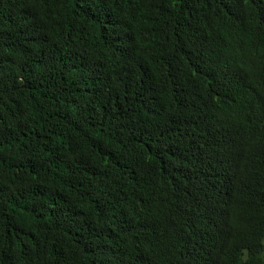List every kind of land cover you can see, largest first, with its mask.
<instances>
[{"label": "trees", "instance_id": "1", "mask_svg": "<svg viewBox=\"0 0 264 264\" xmlns=\"http://www.w3.org/2000/svg\"><path fill=\"white\" fill-rule=\"evenodd\" d=\"M222 59L264 0H0V264H264V162L200 192Z\"/></svg>", "mask_w": 264, "mask_h": 264}, {"label": "clouds", "instance_id": "2", "mask_svg": "<svg viewBox=\"0 0 264 264\" xmlns=\"http://www.w3.org/2000/svg\"><path fill=\"white\" fill-rule=\"evenodd\" d=\"M236 40L244 41L237 35ZM237 67L222 59L214 77L217 85L211 111L207 114L209 140L204 156L205 170L213 181L206 180L204 195L227 184L233 171L253 162H264V109L259 105L260 100H264V76L254 78L252 75L241 79L236 75ZM236 81L249 94L247 99L234 92ZM223 107L226 108L223 114L214 117L212 112ZM155 231L146 234L147 241L153 238ZM189 242L190 239L178 246L167 239L161 254L165 258L172 257L177 249L187 247Z\"/></svg>", "mask_w": 264, "mask_h": 264}, {"label": "bare ground", "instance_id": "3", "mask_svg": "<svg viewBox=\"0 0 264 264\" xmlns=\"http://www.w3.org/2000/svg\"><path fill=\"white\" fill-rule=\"evenodd\" d=\"M252 2H253V0H252ZM250 4V3H249ZM254 5V4H253ZM243 7V6H242ZM262 7V6H261ZM244 8V7H243ZM246 8V7H245ZM246 17V16H245ZM262 21V20H261ZM255 22V21H254ZM208 31V30H207ZM222 32V31H221ZM211 33V32H210ZM229 38V37H228ZM235 39V38H234ZM228 41V40H227ZM215 42V41H214ZM237 42V41H236ZM207 43V42H206ZM217 44H218V42H217ZM232 44V43H231ZM246 44H248V43H246ZM210 45V44H209ZM233 45V44H232ZM220 46V45H219ZM241 46V45H240ZM224 48V47H223ZM252 48V47H251ZM230 49V48H229ZM240 50V49H239ZM226 51V50H225ZM260 51V50H259ZM231 52V51H230ZM242 52V51H241ZM248 52V51H247ZM238 53H239V51H238ZM228 54V53H227ZM247 54V53H246ZM219 55V54H218ZM220 55H221V53H220ZM219 55V56H220ZM237 55V54H236ZM222 56V55H221ZM246 57V56H245ZM250 57V56H249ZM210 59V58H209ZM233 59V58H232ZM244 59V58H243ZM218 60V59H217ZM231 60V59H230ZM241 60H242V58H241ZM207 61V60H206ZM221 61V60H220ZM235 61V60H234ZM238 61V60H237ZM212 62V61H211ZM241 62V61H240ZM217 64V63H216ZM215 64V65H216ZM219 64V63H218ZM237 64V63H236ZM239 64V63H238ZM237 64V65H238ZM252 65V64H251ZM207 66H208V64H207ZM211 66V65H210ZM239 66V65H238ZM216 69V68H215ZM249 75V74H248ZM240 76H241V74H240ZM183 94V93H182ZM205 95V94H204ZM201 102H202V100H201ZM239 164V162L237 163V165ZM205 188H206V186H203V187H200V192H203L204 190H205ZM227 198H228V195H227ZM182 200V199H181ZM252 203V202H251ZM221 207H223L224 205H228V199H223L222 201H221ZM253 207V206H252ZM255 211V210H254ZM256 212V211H255ZM250 214V213H249ZM261 216V215H260ZM244 217V216H243ZM244 220V219H243ZM247 223V222H246ZM264 227V226H263ZM255 228V227H254ZM156 230V227H152V228H149V229H147L146 231H144V233L145 234H147V233H149L150 231L152 232V231H155ZM226 233H227V231H222V236H221V238L220 239H222V237H224L225 235H226ZM131 234V233H130ZM236 235V234H235ZM190 241H192V239H190ZM130 245H131V243H130ZM118 247V246H117ZM109 248V247H108ZM118 250V249H117ZM122 250V249H121ZM256 251V250H255ZM264 260V259H263ZM262 261V260H261Z\"/></svg>", "mask_w": 264, "mask_h": 264}]
</instances>
